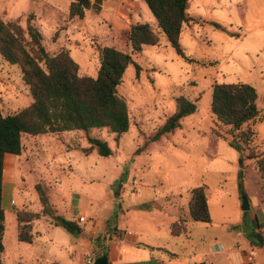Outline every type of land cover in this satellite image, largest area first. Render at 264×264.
<instances>
[{
    "label": "rangeland",
    "instance_id": "1",
    "mask_svg": "<svg viewBox=\"0 0 264 264\" xmlns=\"http://www.w3.org/2000/svg\"><path fill=\"white\" fill-rule=\"evenodd\" d=\"M73 1L0 0V16L25 29L27 18L33 15L32 24L41 34L44 50L50 56L68 50L79 66V75L95 78L99 49L110 46L131 54L129 34L109 9L113 2L109 0L100 1L102 13L101 7L99 12L94 9L98 0H89V9L82 8L84 15L87 13L85 26L67 32ZM188 14L191 20L180 35L182 57L170 47L143 4L138 23L149 24L160 41L132 54L141 70L136 76L133 65L128 66L117 87L128 107L127 133L117 142L105 129L91 133L108 144L110 157L80 152L88 143L78 131L24 135L21 155L7 156L2 208L11 210L15 205L39 212L34 189L39 183L48 189L52 209L76 221L82 233L75 240L41 217L33 222V242H18L9 218L0 264H93L104 252L108 258L112 236L118 240L127 234L177 253L190 250L188 243L199 249L204 235H217L226 228L234 234H247L242 226L250 222L255 229L261 223L264 232V180L253 160L241 162V155L214 134L223 135L228 128L219 125L210 112L214 84L252 86L262 115L252 128L264 153V0H189ZM180 96L195 104V112L183 118L172 133L151 141L175 112ZM32 102L20 68L0 57L2 114L14 113ZM198 186L205 188L210 225L191 221L187 213L190 190ZM244 198L249 204L246 211L240 209ZM176 217L188 225L187 234L178 240L162 234ZM153 232L161 235L154 237ZM189 235L193 240L188 242L184 237ZM174 242L179 244L174 246ZM252 242L261 246L257 238Z\"/></svg>",
    "mask_w": 264,
    "mask_h": 264
},
{
    "label": "trees",
    "instance_id": "2",
    "mask_svg": "<svg viewBox=\"0 0 264 264\" xmlns=\"http://www.w3.org/2000/svg\"><path fill=\"white\" fill-rule=\"evenodd\" d=\"M100 1L93 4L97 12L100 11ZM141 1L150 10L170 47L178 56L185 57L180 46V35L183 26L191 20L188 14L189 0ZM69 13L71 17H84L78 1L72 2ZM33 19L34 16L30 15L23 29L17 23L3 21L0 16V57L20 68L22 81L29 87L33 99L29 106L14 113L3 115L0 110V254L4 251L5 233V211L2 208L5 156L21 155L24 135L36 137L78 131L85 134L88 143L87 147L80 148V152L85 156L95 152L99 157H110L112 151L108 144L91 133L93 130L105 129L114 134L116 142L127 133L130 126L128 107L118 95L117 87L128 66L133 65L136 76L141 70L133 62L132 54L141 53L145 46H157L160 41L159 35L149 24H133L129 29L131 54L109 46L101 47L96 77L81 76L79 66L68 50L62 49L53 56L44 50L41 34L32 24ZM215 26L221 29V26ZM256 100L257 93L248 84H214L210 112L219 125L228 128L223 135L214 134L241 155V162L253 160L259 177L264 180V153L260 150L258 133L252 128V125L262 120ZM175 108V112L167 118L151 141H158L175 131L180 127V121L196 110L195 104L182 96L176 99ZM140 150L135 154L138 155ZM34 189L41 206L39 212L18 209L15 205L11 207L10 212L16 224V240L31 244L33 222L41 217L46 218L50 225L62 228L75 240L78 239L82 228L76 221L60 216L52 209L48 189L39 183L34 185ZM187 213L193 222L212 223L204 186L190 190ZM187 232L188 225L184 219L179 218L169 226L172 237H180Z\"/></svg>",
    "mask_w": 264,
    "mask_h": 264
},
{
    "label": "crops",
    "instance_id": "3",
    "mask_svg": "<svg viewBox=\"0 0 264 264\" xmlns=\"http://www.w3.org/2000/svg\"><path fill=\"white\" fill-rule=\"evenodd\" d=\"M109 1H113L109 3V9L113 10L115 18L120 21L121 25L126 29V31H128L129 34L130 27L139 21V16L143 11L144 3L141 0ZM100 7V13H102L103 3L100 5ZM85 15H87V13H85ZM85 15L82 19L76 16L71 18L69 25L66 26V31L72 34L82 29L85 26ZM111 40H114V38ZM73 41L76 42L77 40ZM114 42L119 41L114 40ZM7 156L8 155H6L4 158V171ZM3 184L2 196L4 191ZM4 211L5 233L7 230L8 219L10 218L16 234L14 216L10 210L4 209ZM175 219L178 218L176 217ZM240 224L242 225L244 223L240 222ZM260 224L261 223L257 224V227H259V236L256 235V229L253 227V223L250 222L248 226H242L247 234H234L235 232L229 231L226 228L217 235H211L209 233L204 235L201 239V246L199 249L194 248L192 244L190 246L188 243L189 247L191 248L190 250L177 253L171 252L165 246H155L156 244L154 243L141 242L138 240V238L127 237L128 234L124 235L122 239L119 238L118 240H115V236H112L110 239L108 261L111 264H198L202 262L205 264H264V232L261 230ZM162 234H169L170 238L177 240L182 238L181 236L172 237L169 233V226L165 228ZM153 235L154 237H158L161 234L154 233ZM184 238L188 242L193 240L191 239L190 235ZM253 238L260 240L261 246L253 243ZM178 244V242L173 243L174 246H177ZM249 253H252L253 255L251 262L247 260ZM169 254H173L174 256L171 257ZM160 256H163L162 258L165 259L162 260Z\"/></svg>",
    "mask_w": 264,
    "mask_h": 264
},
{
    "label": "water",
    "instance_id": "4",
    "mask_svg": "<svg viewBox=\"0 0 264 264\" xmlns=\"http://www.w3.org/2000/svg\"><path fill=\"white\" fill-rule=\"evenodd\" d=\"M78 1L81 4V7L84 9H89L90 7V1L89 0H75ZM242 211H246L249 209L248 201L244 198L243 202L241 204ZM93 264H109L107 256L104 254L97 259L94 260Z\"/></svg>",
    "mask_w": 264,
    "mask_h": 264
},
{
    "label": "built area",
    "instance_id": "5",
    "mask_svg": "<svg viewBox=\"0 0 264 264\" xmlns=\"http://www.w3.org/2000/svg\"><path fill=\"white\" fill-rule=\"evenodd\" d=\"M79 220H80L81 222H84V221H85V219H84L83 217H80ZM252 256H253L252 253H249V254H248L247 260H248L249 262L252 261Z\"/></svg>",
    "mask_w": 264,
    "mask_h": 264
}]
</instances>
